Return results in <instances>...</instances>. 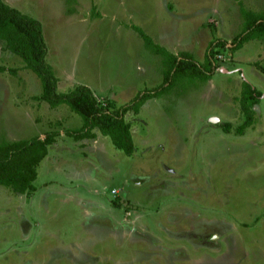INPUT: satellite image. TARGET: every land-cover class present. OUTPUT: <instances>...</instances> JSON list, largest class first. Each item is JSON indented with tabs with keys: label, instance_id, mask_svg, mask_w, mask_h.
<instances>
[{
	"label": "rangeland",
	"instance_id": "1",
	"mask_svg": "<svg viewBox=\"0 0 264 264\" xmlns=\"http://www.w3.org/2000/svg\"><path fill=\"white\" fill-rule=\"evenodd\" d=\"M5 1L42 22L59 92L85 84L117 106L160 86L167 68L131 25L201 65L211 42L229 44L207 82L177 78L127 114L132 155L98 130L65 134L84 118L36 100L41 79L0 49V64L18 69L0 72V142L60 131L33 193L0 185V264H264V38L229 48L241 6L264 0ZM244 81L262 96L241 134Z\"/></svg>",
	"mask_w": 264,
	"mask_h": 264
},
{
	"label": "trees",
	"instance_id": "2",
	"mask_svg": "<svg viewBox=\"0 0 264 264\" xmlns=\"http://www.w3.org/2000/svg\"><path fill=\"white\" fill-rule=\"evenodd\" d=\"M241 8L244 24L231 40L232 45L229 48L232 51L241 48L250 40L264 38V10L252 11L244 6ZM74 11V8H70L68 12ZM131 27L144 38L146 48L164 56L167 68L160 86L139 93L123 106H117L111 99L99 100L95 92L85 84H79L66 93L59 92V79L53 66L46 59L48 47L42 22L5 0H0V49L21 57L24 67L32 70L41 79L42 92L34 98L46 101L52 107L67 103L84 118L81 128L68 129L64 131L65 134L74 137L75 140L96 139L100 131L103 135L109 136L114 145L128 155L135 152L136 146L132 132L133 124L127 120V114L137 115L148 100L167 93L166 88L176 84L177 78L191 80L198 76L202 82H207L218 67L216 54L219 50L216 49L225 48L229 44L224 39L211 42L206 52V62L201 65L191 58L188 51L172 53L156 43L142 28L137 25ZM256 66L264 70L258 63ZM7 71L17 74L18 69L0 64V72ZM261 96L262 92L258 88L244 81L240 102L245 121L237 128L238 133L243 134L246 128L255 123L254 106L260 103ZM226 125V130L229 131V124ZM58 135L60 131L55 130L45 133L44 138L37 135L12 141L3 139L0 142V185L18 194L33 193L36 190L34 181L38 177V166L48 155L49 146L56 142Z\"/></svg>",
	"mask_w": 264,
	"mask_h": 264
},
{
	"label": "built area",
	"instance_id": "3",
	"mask_svg": "<svg viewBox=\"0 0 264 264\" xmlns=\"http://www.w3.org/2000/svg\"><path fill=\"white\" fill-rule=\"evenodd\" d=\"M117 191L116 190H112V193H116Z\"/></svg>",
	"mask_w": 264,
	"mask_h": 264
}]
</instances>
